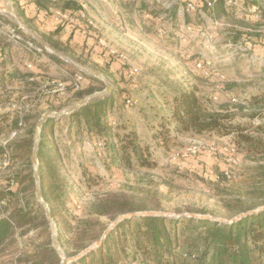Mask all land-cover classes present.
<instances>
[{"label": "rangeland", "instance_id": "rangeland-1", "mask_svg": "<svg viewBox=\"0 0 264 264\" xmlns=\"http://www.w3.org/2000/svg\"><path fill=\"white\" fill-rule=\"evenodd\" d=\"M245 1L243 0V3ZM254 1H248L249 8H244L242 3L240 6V2L233 7L226 5L229 19L218 18L216 14L207 13L206 10L189 13L187 19L188 16L185 17L182 11L174 15V10L165 13L159 4L154 5L151 10L152 16L163 20L157 24L153 22L146 24L144 25L146 28H139V24H135L132 34L127 35L121 30L120 21L116 18L120 14L114 13V6L120 5L116 0H82L93 25L90 24L91 28L87 29L89 32L87 34L81 31L75 34L76 28L80 30L79 25L68 31L71 36L76 35V38L86 36L90 40H77L76 43H83L86 46L80 47L75 44L76 48H72L71 57L59 53L79 65L92 69L96 67L94 70L105 75L113 89L116 80L122 83V87L127 86L132 104L128 102V107L124 111L119 110L122 102L114 101L107 110V118H113L112 126L120 135H124L126 131L135 133L131 141L133 140L141 149L151 166L142 168L132 155V148H128L127 153H131L130 159L134 167L119 168L112 162L105 147L86 135L84 124L72 123L68 116L57 119V123L49 127V130L55 132L52 141L56 143V148L53 153L64 178L56 185L54 193L59 199L55 206L59 213L58 221L68 212L69 215L77 212L86 218L91 204L106 196L123 197L137 205L146 204L150 207V210L138 213L160 211L173 215V218L179 215L215 217L223 220L234 218H230L231 212L225 209L222 201L224 197H229L231 192L234 193L235 186L221 188V194L217 195L215 193L217 190L213 189V182L221 171L229 169L235 171L233 177L236 181L244 179L242 173L246 175L249 173L248 168L254 165L253 161L250 158L241 159L230 151V146L234 144L229 136L216 133L176 136L173 133L170 139L160 137L159 133L163 129L160 126L159 115L167 112L164 110V99L171 101L179 89L196 88L201 97L212 98L215 109L227 103L229 96L225 92L228 87H232L234 95L241 100L264 91V37L260 33L264 29V24L260 25L261 20L258 17L262 15L264 21V0H257V4ZM0 5H3L2 0ZM257 7L262 11L261 14ZM0 14L5 17V21L0 19V48H5L13 57L10 67L19 65L27 72L32 69L30 66H33L32 70L39 65L48 69L40 70L42 73L40 72L39 79L43 81L42 88L49 91L59 82L67 84L69 88L75 77H83L84 73L70 62L66 68L46 62V54L49 52L41 43L47 44L40 33L48 31L42 27V23L30 25L20 19L21 26L12 15L4 11ZM75 17L71 15L65 20L60 18L58 20L61 23L73 24ZM114 19L117 23H114ZM188 24L192 27L190 32L184 29ZM17 29L23 30L35 42L27 38L25 40L17 33ZM159 31L165 32V36H160ZM184 31L186 36L180 39L179 34H183ZM101 36L114 52L113 61L118 63L119 70L113 66L109 68L107 61L101 60L96 54L95 41L99 42ZM196 60L205 62L210 71L209 76L196 69ZM1 67L2 65L0 69ZM122 68L126 71V78L120 70ZM101 70L108 71V75ZM35 72L39 73L36 69ZM70 73L75 74L73 76ZM128 76H134L132 81L138 84L137 89L129 88L131 79ZM22 88L20 81L2 83L0 80V121L4 115H9L11 121L20 110L33 108L34 103H28L21 98L18 100ZM104 89L105 84L97 92ZM109 95L98 99H105ZM78 102L80 101L74 102L73 105ZM263 122L264 117L250 121L241 115L237 116L236 120V123H243L250 128ZM21 133L20 139L23 140L24 132ZM36 135L35 130V141ZM8 142V139L0 137L1 145ZM23 169L24 165L20 162L14 163L9 153L0 158V216L7 217L9 213L4 210L7 202L1 198V193L9 191L10 188L16 189L15 184L5 188L12 175ZM100 220L107 228L114 222L110 217H102ZM71 221L73 224L76 222L73 215ZM50 231L52 233V229ZM36 234V229H31L25 235L19 231L18 247L26 249L25 251H33L35 246L31 243V238L36 237ZM63 235L65 236L64 230ZM59 236L58 233V239ZM63 250L65 252V249ZM66 256L75 257L67 254ZM9 257L0 259V264H16L11 263Z\"/></svg>", "mask_w": 264, "mask_h": 264}, {"label": "trees", "instance_id": "trees-1", "mask_svg": "<svg viewBox=\"0 0 264 264\" xmlns=\"http://www.w3.org/2000/svg\"><path fill=\"white\" fill-rule=\"evenodd\" d=\"M12 1L19 18L26 24H34V19L27 17L22 10L20 0ZM28 1L35 4L39 10L46 12L48 16L55 11L71 12L73 16L77 14L82 21L84 20L83 9L76 0ZM234 1L237 2L233 4L234 6L242 2L243 5L248 4L250 7L249 0L247 2L244 0L245 3L242 0ZM254 2L258 3L257 0ZM195 4L196 12L206 10L207 13L213 12L218 18L229 19L230 15L224 0H202ZM256 9L260 14L262 13L260 8ZM258 17L261 20L260 25L264 24L263 16ZM0 19L5 21V17L1 14ZM64 28L65 25L59 23L55 30L40 33V36L53 49L71 57L72 48H76L75 44L80 47L86 45L76 43L73 38L63 40ZM17 33L25 40L27 38L35 42L23 30L17 29ZM261 35L264 37L263 33ZM99 53L96 54L100 56L105 54ZM46 57L60 67H68V61L55 54L47 53ZM12 58L5 48H0V66L2 65L0 80L2 83L20 81L23 88L18 100L21 98L34 104L31 109L20 110L11 121L9 115H4L0 121V137L9 141L6 145L0 144V158L9 153L14 163L20 162L24 165L22 171L12 175L5 188L15 184L16 189L10 188L9 191L1 193V198L7 202L4 210L9 213L7 217L0 216V259L10 256V262L16 264H61L62 259L52 244L50 224L35 196L36 184L32 164L35 130L37 131V123L44 112L67 109L74 102L96 93L104 84L99 79L84 74L78 88L69 86L67 93L60 96L53 94L50 88V91L42 88L41 75L35 70L31 69L27 72L19 65L10 67L9 65L13 63ZM104 58L107 66L111 68L115 57L109 54ZM43 71L48 69L43 67ZM101 71L108 75V71ZM122 73L126 78L125 72ZM73 74L75 73L71 75ZM114 83V89L108 97L92 101L67 118H70L72 123L84 124L86 135L94 142L101 143L108 151L112 162L119 168L134 167L130 159L131 153H127L128 148H132V155L136 157L142 168L149 167L151 165L147 157L133 140L131 141L135 133L126 131L124 135H120L112 126L113 118H107V110L114 101L122 102L119 110L124 111L128 107V102L132 104L131 93L127 91V86L122 87L119 80ZM225 94L233 96L228 98L227 103L215 109L212 98L201 97L196 88L179 89L171 101L164 99V110L167 112L159 115L160 126L163 129L159 135L165 139H170L173 133L176 136L207 133L229 136L235 147L234 151L231 149L230 151L241 159L250 158L253 161L254 165L248 168L249 173L247 175L242 173L244 179L236 181L233 177L235 171L229 169L221 171L213 182V189L217 190L215 192L217 195L221 192V188L237 187V189L233 188L234 193L231 192L229 197H224L222 201L225 209L231 212L230 218H235L264 207V122L251 128L243 123H236L239 115L250 121L263 119L264 91L245 100L234 95L232 87H228ZM56 123L57 119H50L41 132L42 141L39 148L41 187L44 200L56 221L61 246L67 255L77 256L99 241L108 229L100 218L110 217L115 221L120 216L150 210V207L146 204L137 205L123 197L106 196L91 204L86 218L73 212L75 224L71 221L72 215H69V212L67 213L69 216H62L58 221L59 213L55 206L59 203V199L54 193L56 185L64 178L53 153L56 148V143L52 141L55 132L49 130V127ZM118 129L119 125H117ZM21 132H24L23 140L20 139ZM31 229H36L37 232L36 237L31 238V243L35 246L34 250L20 249L17 245V233L20 231L25 235ZM72 264H264V211L231 224L185 215L176 218L141 215L132 220L126 219L111 230L100 247L92 248L86 256Z\"/></svg>", "mask_w": 264, "mask_h": 264}, {"label": "water", "instance_id": "water-1", "mask_svg": "<svg viewBox=\"0 0 264 264\" xmlns=\"http://www.w3.org/2000/svg\"><path fill=\"white\" fill-rule=\"evenodd\" d=\"M2 2H3V5H0V12L4 11L7 14L12 15L18 21L19 25L22 26V24L20 22V18L16 12L13 1L12 0H2ZM41 43L43 44V46L46 48V50L49 53H52V54H55V55L61 57L62 59L70 62L75 67H77L82 73H84L90 77H94L96 79H99L100 81H102L105 84V89L103 91L94 93V94L84 98L83 100H81L77 104L71 106L70 108H68L65 111H62V112H46L37 124V135H36V141L34 144L33 154H32V164H33V168H34V180H35V184H36V198H37L38 202L42 205V207L45 211V215L47 217V220H48L50 227L52 229L53 246L62 259L61 264H71L72 262H75V261L81 259L82 257L86 256L87 253L92 248L100 247L103 244L104 240L109 235V233L111 232V230L114 229L115 227H117L122 221H124L126 219L132 220L135 217H138L141 215L142 216H161V217H164V216L173 217V215H171L169 213H165V212H160V211L159 212L151 211V212H146V213H132V214L120 216L117 220H115L111 224V226L104 232L101 239L99 241H97L92 247L83 251L82 253H80L79 255H77L75 257L68 258L66 256V254H65V252L61 246V243L59 242V239H58V233L59 232H58V227H57L56 221L54 220V218L52 216L49 205L46 203V201L44 200V197H43V190L41 187V178H40V160H39V148H40V142H41V132H42V129L44 128V126L48 123V121L50 119H62V118H65L69 115H72L73 113L77 112L78 110H80L84 106L88 105L92 101L110 94L113 91V86L108 81L107 77L105 75H103L102 73H100V72H98L92 68H87L85 66L74 63V62L68 60L63 55H61L58 51H56L52 47L48 46L47 44H45L43 42H41ZM261 211H264V207L259 208L258 210H255V211H250V212L241 214V215L233 218L232 220H223V219L215 218V217H206V216L204 217V216H197V215H192V216L197 217V218H202V219H211V220L216 221V222H223V223L231 224V223H234L238 220H241L244 217L252 215L254 213H260Z\"/></svg>", "mask_w": 264, "mask_h": 264}, {"label": "crops", "instance_id": "crops-1", "mask_svg": "<svg viewBox=\"0 0 264 264\" xmlns=\"http://www.w3.org/2000/svg\"><path fill=\"white\" fill-rule=\"evenodd\" d=\"M161 1H162V3H159L157 0H123V1H117L120 5H115L114 6V13L116 15L120 14L116 18L120 21L119 25H120L121 30L123 31V33H125L127 35H131L132 31H133V28L135 27V24L136 25L139 24V26H140L139 28H142V27L146 28V26H144L146 24H149V23H152V22L155 23V24H157V22L159 23V18L160 17L159 18H154L152 16V11L151 10L154 7V5H158L159 4V6L161 8H163L165 13H168V12H171L172 10H174L175 11L174 15H176V13H179L181 7L187 6L190 2H193V3L198 2L199 3V1H202V0H161ZM201 3L203 5V2H201ZM241 3L242 2H240V6L243 5V4L241 5ZM236 4H237V2H236ZM20 5H21L22 10L25 12L27 17L33 18L34 19V23H36V22L38 24L42 23L41 24L42 27H45V30L48 31V32L55 30L57 28L56 25L58 23H61V21H59L57 19V17L55 16L56 13H57L56 11L53 12L52 15L48 16L46 14V12L39 10L36 7L35 4L29 2L28 0H20ZM244 5H245L246 8H249L248 4H244ZM80 6L82 7L81 4H80ZM106 8H108V7H106ZM82 9L85 10L83 7H82ZM111 9L113 11V7ZM84 12H85L86 15L88 14L86 10ZM138 12H139V14H138ZM66 14H68L69 16H71V15L73 16V14L71 12H66ZM76 16L77 17L74 16L75 19H74V23H73L75 25H73L71 23L69 24V23H66V22H62V26L65 25V28L62 31L63 40L66 41V40H69V39L73 38V40H75V41L80 40V39H86V40L89 41L90 39H88L86 36H84L82 38H76V35H73V36L70 35L68 30H71L72 28L73 29L76 28L77 27L76 25H79V27H80L79 29L80 30H77V28H76V33L75 34H77V31H81L83 34L89 33L88 31L87 32L86 31L83 32V30L85 29L86 26L81 27V24L83 25V24H85V21L86 22L89 21L88 15L86 16L87 20L84 19L85 15L84 14L82 15V19H84L83 21L78 17L77 14H76ZM184 16L185 17L188 16L187 19H189V15L188 14L186 15V13H185ZM101 20H104V19H101ZM114 23H117V21L115 20ZM124 26H125V28L127 26H130V28L127 27L125 29ZM97 38H100V37H97ZM102 38L103 37L101 36L100 39H102ZM95 43H96L95 50H97L96 53H99V52L105 53V49H103L99 45L98 41L97 42L95 41ZM99 54H101V53H99ZM106 56H109V53L103 54L102 56L99 55V58L101 60H104L105 58L103 59V57H106ZM46 59H47L46 60L47 63L55 64L54 62H52L47 57H46ZM117 64L118 63L114 61V63L111 66H113L115 69L119 70V67L117 66ZM30 68L33 69V66H31ZM35 69L39 73L41 71H43V67H41V65L35 67L34 70ZM122 69H120L121 72H123V71L126 72L124 69L122 71ZM128 78L131 79L130 82H129L130 83L129 88L137 89L138 88V84L136 83V81L135 82L132 81L134 76H128ZM228 96L232 97L233 95L229 94Z\"/></svg>", "mask_w": 264, "mask_h": 264}, {"label": "built area", "instance_id": "built-area-1", "mask_svg": "<svg viewBox=\"0 0 264 264\" xmlns=\"http://www.w3.org/2000/svg\"><path fill=\"white\" fill-rule=\"evenodd\" d=\"M104 1H106V0H104ZM117 1H123V0H117ZM159 3H162V1L161 0H157ZM225 1V3L228 5V6H231V5H233V4H236V2L234 1V0H224ZM81 5H82V7L84 8L85 7V5H83V2H82V0L79 2ZM209 5H211V4H209ZM85 9V8H84ZM85 10H83L82 11V15L84 14L85 16H84V19H86L87 17V15L85 14V12H84ZM180 11H182V13H184V15H185V13H187V14H189V13H195L196 11H197V5L195 4V3H193V2H190L187 6H185V7H181L180 8ZM138 14H139V12H138ZM56 17H57V19H67L68 17H69V15L68 14H66V13H61V12H57L56 13ZM87 20V19H86ZM163 19L162 18H160L159 19V21H162ZM90 24L91 25H93V22L92 21H87L85 24H83L81 27H84V26H88L86 29H84L83 30V32H85V30H86V32H87V29L88 28H91V26H90ZM184 29H185V31H188V32H190V31H192V27L191 26H189V24L188 25H186L185 27H184ZM184 31V33L183 34H179V37H180V39H183V36H186L185 35V32ZM261 33H263L264 34V29L263 30H261L260 31ZM159 35L160 36H162V37H164L165 36V32H163V31H159ZM99 45L103 48V49H105V54L106 53H109V54H111V55H114V52L109 48V46L106 44V42L103 40V39H99ZM31 67V66H30ZM195 67H196V69L197 70H199V71H201V72H203L206 76H209L210 75V71H209V69H208V67H207V65L205 64V62L204 61H197L196 62V64H195ZM83 80V77L82 76H79V77H75L74 78V82L72 83V85L71 86H73V87H77L78 88V84L81 82ZM68 85L67 84H65V83H63V82H59L58 84H56L55 85V88L52 90V93L53 94H58V95H60V96H64L66 93H67V91H68ZM214 99H216V98H214ZM96 146V145H95ZM99 147L101 146V144H99L98 145ZM103 146V145H102ZM234 145H232V146H230V149L231 150H233L234 151Z\"/></svg>", "mask_w": 264, "mask_h": 264}]
</instances>
